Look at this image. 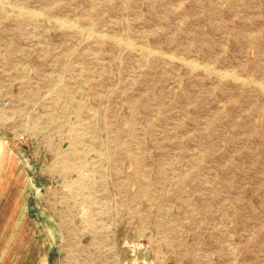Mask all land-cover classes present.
I'll return each instance as SVG.
<instances>
[{"label":"rangeland","instance_id":"obj_1","mask_svg":"<svg viewBox=\"0 0 264 264\" xmlns=\"http://www.w3.org/2000/svg\"><path fill=\"white\" fill-rule=\"evenodd\" d=\"M0 147V264H264V0H0Z\"/></svg>","mask_w":264,"mask_h":264},{"label":"bare ground","instance_id":"obj_2","mask_svg":"<svg viewBox=\"0 0 264 264\" xmlns=\"http://www.w3.org/2000/svg\"><path fill=\"white\" fill-rule=\"evenodd\" d=\"M30 14H31V13H30ZM37 14H38V13H37ZM32 16H33V14H32ZM36 16H37V15H36ZM33 17H34V16H33ZM37 17H38V16H37ZM58 21H59V20H57V23L60 22V21H59V22H58ZM62 21H63V20H62ZM55 22H56V21H55ZM62 23H63V22H62ZM68 23H69V22H68ZM68 23H66V24H68ZM59 25H61V23H60ZM69 25H70V24H69ZM67 26H68V25H67ZM70 27H71V26H70ZM70 27H69V28H70ZM71 28H72V27H71ZM75 28H76V27H75ZM138 48H139V47H138ZM140 48H141V47H140ZM140 48H139V49H140ZM141 49H142V48H141ZM146 49H147V48H146ZM146 49H145V50H146ZM143 50H144V49H143ZM145 50H144V51H145ZM144 51H143V52H144ZM149 53H150V52H149ZM167 57H168V56H167ZM168 58H169V57H168ZM189 65H190V64H189ZM192 66H193V65H192ZM194 66H195V65H194ZM189 67H190V66H189ZM196 67H197V66H196ZM224 73H226V72H224ZM224 73H223V74H224ZM221 74H222V71H221ZM219 76H220V75H219ZM223 76H224V75H222V77H223ZM217 77H218V76H217ZM234 79H235V78H234ZM238 80H239V79H238ZM256 83H257V82H256ZM257 87H258V86H257ZM2 151H3V150H2V147H0V153H1V154H2ZM98 154H99V153H98ZM76 156H77V155H76ZM107 156H108V155H107ZM75 159H76V158H75ZM97 159H98V158H97ZM97 162H98V161H97ZM4 163H5V162H4ZM83 174H84V173H83ZM78 182H79V181H78ZM73 191H74V190H73Z\"/></svg>","mask_w":264,"mask_h":264}]
</instances>
